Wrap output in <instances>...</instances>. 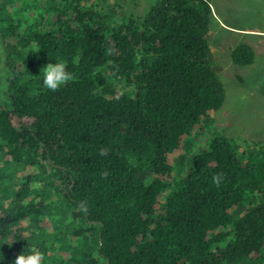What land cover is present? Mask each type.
Listing matches in <instances>:
<instances>
[{"label":"trees","instance_id":"obj_1","mask_svg":"<svg viewBox=\"0 0 264 264\" xmlns=\"http://www.w3.org/2000/svg\"><path fill=\"white\" fill-rule=\"evenodd\" d=\"M84 1L0 3V264L33 248L43 264H262L264 148L217 136L174 178L185 139L225 102L211 0H153L119 23ZM28 5L46 8L26 18ZM229 56L245 66L255 53L238 43ZM61 61L75 79L53 92L42 69ZM14 167L25 177L10 192Z\"/></svg>","mask_w":264,"mask_h":264},{"label":"rangeland","instance_id":"obj_2","mask_svg":"<svg viewBox=\"0 0 264 264\" xmlns=\"http://www.w3.org/2000/svg\"><path fill=\"white\" fill-rule=\"evenodd\" d=\"M30 1V0H28ZM70 2V0H68ZM153 0H87L84 6L111 13V22H121L124 17L136 19L142 16ZM1 3V0H0ZM11 7V13L18 9ZM48 6V5H47ZM41 6H26V18H37ZM212 15L208 37L209 55L225 88L223 106L209 118L203 129L194 132L185 139L183 148L175 159L174 178L176 180L192 165V159L209 150L213 138L223 136L234 144L239 152L256 151L264 148V0H211ZM30 11L37 12L33 14ZM44 15V14H43ZM51 12L50 17H53ZM17 17V16H16ZM238 43H246L255 51L254 61L245 66L234 64L230 60V51ZM118 92L123 90L120 81L115 80ZM7 70L5 52L0 37V104L7 101ZM13 181L6 178L8 190L19 189L23 176L10 168ZM20 179V180H19ZM41 181L39 185H43ZM171 186L160 197L164 205ZM11 199L5 200L10 203ZM47 218V216L45 217ZM49 221V220H47ZM46 228L49 224L46 223ZM7 242H2L6 245ZM7 258L15 262V256L9 252ZM264 264V262L262 263Z\"/></svg>","mask_w":264,"mask_h":264},{"label":"clouds","instance_id":"obj_3","mask_svg":"<svg viewBox=\"0 0 264 264\" xmlns=\"http://www.w3.org/2000/svg\"><path fill=\"white\" fill-rule=\"evenodd\" d=\"M43 70V86L53 92L59 91L60 88L75 79L72 72L67 70V64L63 61L55 64H48ZM109 149L101 148L99 155L107 156ZM102 177L107 178L108 173L102 172ZM216 187H220L225 180L223 173H217L212 177ZM44 255L37 249L33 248L28 255L20 254L15 258L14 264H43Z\"/></svg>","mask_w":264,"mask_h":264},{"label":"crops","instance_id":"obj_4","mask_svg":"<svg viewBox=\"0 0 264 264\" xmlns=\"http://www.w3.org/2000/svg\"><path fill=\"white\" fill-rule=\"evenodd\" d=\"M250 45V44H249ZM251 46V45H250ZM252 47V46H251ZM255 52V51H254Z\"/></svg>","mask_w":264,"mask_h":264}]
</instances>
